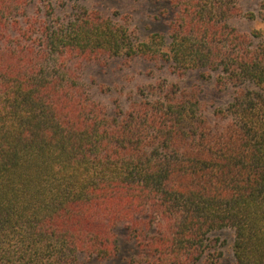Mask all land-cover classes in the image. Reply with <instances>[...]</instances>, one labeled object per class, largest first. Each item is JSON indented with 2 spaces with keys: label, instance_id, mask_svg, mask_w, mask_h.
I'll list each match as a JSON object with an SVG mask.
<instances>
[{
  "label": "trees",
  "instance_id": "16d2710c",
  "mask_svg": "<svg viewBox=\"0 0 264 264\" xmlns=\"http://www.w3.org/2000/svg\"><path fill=\"white\" fill-rule=\"evenodd\" d=\"M238 1L169 0L153 47L80 8L0 0V264H215L224 230L232 264H264V30L230 26ZM111 57L215 75L224 124L174 83L107 115L72 64Z\"/></svg>",
  "mask_w": 264,
  "mask_h": 264
},
{
  "label": "rangeland",
  "instance_id": "374dc122",
  "mask_svg": "<svg viewBox=\"0 0 264 264\" xmlns=\"http://www.w3.org/2000/svg\"><path fill=\"white\" fill-rule=\"evenodd\" d=\"M57 13L69 17L72 10L83 9L95 13L101 20H108L128 31L137 42L158 44L161 38L167 40L168 27L175 16V10L169 0H51ZM238 14L229 24L240 33L248 34L252 30H264V21L257 16L259 0H239ZM79 82L84 86L87 96L106 110L107 115L116 109H122L132 101L139 100V90L159 84H178L181 89H193L201 102L203 114L211 125H223L224 121L215 117L214 112L225 109L231 102L233 90L227 86L218 90L214 78L205 80L196 71L182 76L174 75L164 60H149L143 57L133 59L100 58L91 62L73 63ZM152 99V97H149ZM124 241L125 230H118ZM210 238L219 240L220 257L215 264H232V232L224 230L214 233ZM130 245H128V248ZM82 264H98L96 260L84 258ZM201 264H205L201 262Z\"/></svg>",
  "mask_w": 264,
  "mask_h": 264
}]
</instances>
